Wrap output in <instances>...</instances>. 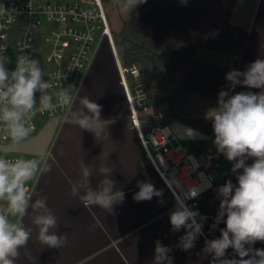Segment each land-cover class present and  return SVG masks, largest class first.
<instances>
[{
    "label": "crops",
    "instance_id": "0c3cea01",
    "mask_svg": "<svg viewBox=\"0 0 264 264\" xmlns=\"http://www.w3.org/2000/svg\"><path fill=\"white\" fill-rule=\"evenodd\" d=\"M117 22L159 45L163 57L183 67L171 91L185 89L190 98L184 109L175 113L183 123L208 137L203 142L212 141V122L206 114L216 105L219 91L227 90L226 73L233 68L243 71L258 57L264 58V0H188L186 5L180 0H147L130 17L119 12ZM217 30L218 34L213 36ZM100 48L75 99L76 106L83 96L103 106L102 118L113 121L109 125L110 137L97 143L91 133L65 121L57 128L47 155L42 157L44 165L32 199L47 197V205L60 225L57 234H66V243L58 250L42 245L29 209L23 223L32 230V236L15 264H154L156 240L173 247V264H210L211 257L203 250L204 242L206 238L218 237L219 228L224 227L220 224L217 230H210L219 206L216 188L229 179L236 183L231 163L222 155L214 185L189 205L209 217L204 225L205 235L197 239L189 252L176 248L184 230L171 231L168 213L175 200L144 158L128 117L114 57L107 45L114 64L112 70L102 58L98 59ZM247 90L237 86L233 92ZM102 153L110 154L109 159L102 160ZM82 160L94 170L93 186L102 178L97 171L101 163L115 169L112 176L116 188L125 192V199L115 206L114 213L98 206H84L79 199L70 197L71 187L80 179ZM46 164L51 165L49 171L44 170ZM145 180L163 190L162 199H133L139 190L137 181ZM255 247L264 248V244L257 243ZM228 251L231 253V249Z\"/></svg>",
    "mask_w": 264,
    "mask_h": 264
},
{
    "label": "clouds",
    "instance_id": "9594fccd",
    "mask_svg": "<svg viewBox=\"0 0 264 264\" xmlns=\"http://www.w3.org/2000/svg\"><path fill=\"white\" fill-rule=\"evenodd\" d=\"M122 14L129 17L147 0H116ZM187 4L188 0H180ZM218 34V30L212 35ZM46 73L36 58L20 55L15 67L9 69L0 60V125L10 140V147H20L33 132L31 121L37 107L41 113L55 111L57 107L67 108L66 123L78 126L94 136L97 143L110 137L109 120L102 118V105L87 96L76 99L68 88L50 93L53 85L45 79ZM227 90L218 93L217 103L206 114L211 120L214 139L212 143L218 155H223L232 165L231 173L236 183L226 180L216 188L219 206L211 231L219 228L220 235L205 239L203 250L211 257L210 264H264V58L258 57L243 71L233 68L225 75ZM241 86L247 91L233 92ZM252 89H259L253 92ZM109 155H100L102 160ZM251 160V163L248 161ZM46 164L44 170L49 171ZM114 168L101 163L97 169L102 177L93 186L94 170L83 160L80 162V179L70 189V197L79 199L84 206H98L114 213L115 206L123 203L125 192L116 188L112 173ZM40 171L37 159H8L0 156V264H15L20 250L26 248L32 230L23 223L31 209L32 224L38 229V240L46 248L60 249L66 243V234H57L58 218L47 205V197L40 196L33 201L29 181ZM211 177L206 188L193 189L184 198H175V206L168 213L173 233L184 230L175 245L189 252L204 236V225L209 219L188 200L197 198L202 191L211 187ZM136 202L151 201L153 197L163 198L150 181H137ZM154 264H173L170 255L173 247L154 241ZM231 249V253H229Z\"/></svg>",
    "mask_w": 264,
    "mask_h": 264
},
{
    "label": "built area",
    "instance_id": "2783aa9c",
    "mask_svg": "<svg viewBox=\"0 0 264 264\" xmlns=\"http://www.w3.org/2000/svg\"><path fill=\"white\" fill-rule=\"evenodd\" d=\"M103 43L108 45L114 57L128 117L136 130L143 155L172 198H184L189 190L206 188L209 177L212 178V187L222 155H218L215 148L197 153L189 151L170 128L172 120H168L170 111L167 103H150L139 68L134 64L125 66L121 63L103 0H0V60L12 69L20 55L38 59L46 73L45 79H50L53 85L50 89L53 96L61 88H68L76 98L88 68ZM67 113V108L60 107L41 113L37 107L31 121L33 132L30 136L53 117L57 118V130ZM37 115L45 118L39 127L35 120ZM0 145H10L2 125ZM47 153L48 148L42 155L0 150V156L8 159H37L40 162V171L27 185L30 194L44 165L42 157ZM197 198L187 203L195 204Z\"/></svg>",
    "mask_w": 264,
    "mask_h": 264
},
{
    "label": "trees",
    "instance_id": "16d2710c",
    "mask_svg": "<svg viewBox=\"0 0 264 264\" xmlns=\"http://www.w3.org/2000/svg\"><path fill=\"white\" fill-rule=\"evenodd\" d=\"M118 37L115 43L121 63L125 66L134 64L139 68L150 103H167L171 111L168 120L182 121L175 112L184 109L190 92L182 88H175L173 91L171 89L176 75L183 67L163 57L159 45L150 43L144 35L130 30L125 23L120 25Z\"/></svg>",
    "mask_w": 264,
    "mask_h": 264
},
{
    "label": "water",
    "instance_id": "95a60500",
    "mask_svg": "<svg viewBox=\"0 0 264 264\" xmlns=\"http://www.w3.org/2000/svg\"><path fill=\"white\" fill-rule=\"evenodd\" d=\"M57 127V118L53 117L46 121L38 132L20 147H10V145H0V150L11 152L28 153L42 155L47 150ZM170 128L174 134L181 140L188 139H207L208 137L202 132L190 127L189 125L173 119L170 122Z\"/></svg>",
    "mask_w": 264,
    "mask_h": 264
},
{
    "label": "rangeland",
    "instance_id": "374dc122",
    "mask_svg": "<svg viewBox=\"0 0 264 264\" xmlns=\"http://www.w3.org/2000/svg\"><path fill=\"white\" fill-rule=\"evenodd\" d=\"M54 1L70 2V1H88V0H54ZM103 8L108 18L113 39L115 41H118L119 39L118 30L120 28V24L117 22V17L120 12V7L117 4L116 0H103ZM100 58L103 59L104 65L107 64V66L111 67L112 70L114 69L112 58L110 56V53L108 52L107 45L105 43L101 45L98 59ZM35 120L37 127H39L45 121V118H41L39 117V115H37L35 117ZM202 140L203 139H188V140H182V142L189 149V151L193 153L204 151L207 148L209 149L215 148L212 141L203 142Z\"/></svg>",
    "mask_w": 264,
    "mask_h": 264
}]
</instances>
